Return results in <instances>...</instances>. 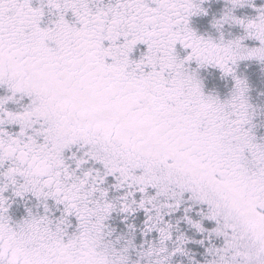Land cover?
<instances>
[{"label": "snow or ice", "instance_id": "6c2138e0", "mask_svg": "<svg viewBox=\"0 0 264 264\" xmlns=\"http://www.w3.org/2000/svg\"><path fill=\"white\" fill-rule=\"evenodd\" d=\"M0 264H264V0H0Z\"/></svg>", "mask_w": 264, "mask_h": 264}]
</instances>
